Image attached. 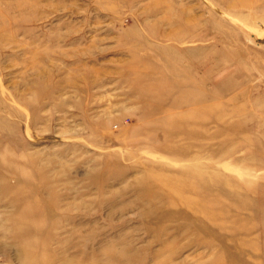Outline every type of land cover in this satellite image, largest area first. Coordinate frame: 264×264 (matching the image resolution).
Here are the masks:
<instances>
[{
  "label": "rangeland",
  "instance_id": "374dc122",
  "mask_svg": "<svg viewBox=\"0 0 264 264\" xmlns=\"http://www.w3.org/2000/svg\"><path fill=\"white\" fill-rule=\"evenodd\" d=\"M0 264H264V0H0Z\"/></svg>",
  "mask_w": 264,
  "mask_h": 264
}]
</instances>
